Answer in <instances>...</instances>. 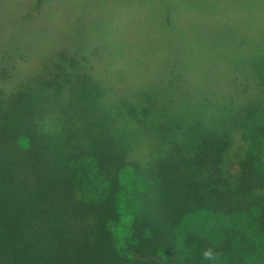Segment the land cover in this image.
Here are the masks:
<instances>
[{
	"label": "trees",
	"instance_id": "obj_1",
	"mask_svg": "<svg viewBox=\"0 0 264 264\" xmlns=\"http://www.w3.org/2000/svg\"><path fill=\"white\" fill-rule=\"evenodd\" d=\"M83 70L0 92V264H264V101L234 173L231 132L209 124L145 163Z\"/></svg>",
	"mask_w": 264,
	"mask_h": 264
},
{
	"label": "rangeland",
	"instance_id": "obj_2",
	"mask_svg": "<svg viewBox=\"0 0 264 264\" xmlns=\"http://www.w3.org/2000/svg\"><path fill=\"white\" fill-rule=\"evenodd\" d=\"M74 62L135 157L148 163L176 142L189 151L201 128L222 126L234 173L264 101V0H0V92Z\"/></svg>",
	"mask_w": 264,
	"mask_h": 264
},
{
	"label": "clouds",
	"instance_id": "obj_3",
	"mask_svg": "<svg viewBox=\"0 0 264 264\" xmlns=\"http://www.w3.org/2000/svg\"><path fill=\"white\" fill-rule=\"evenodd\" d=\"M203 255H204L205 259H212L213 256H214V253H213V251L211 249H207V250L204 251Z\"/></svg>",
	"mask_w": 264,
	"mask_h": 264
}]
</instances>
